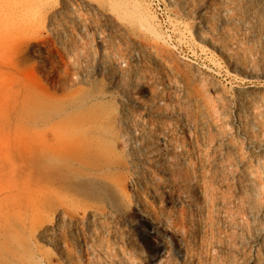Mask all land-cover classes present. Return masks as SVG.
Instances as JSON below:
<instances>
[{
	"label": "rangeland",
	"instance_id": "rangeland-1",
	"mask_svg": "<svg viewBox=\"0 0 264 264\" xmlns=\"http://www.w3.org/2000/svg\"><path fill=\"white\" fill-rule=\"evenodd\" d=\"M0 264H264V0H0Z\"/></svg>",
	"mask_w": 264,
	"mask_h": 264
},
{
	"label": "bare ground",
	"instance_id": "bare-ground-1",
	"mask_svg": "<svg viewBox=\"0 0 264 264\" xmlns=\"http://www.w3.org/2000/svg\"><path fill=\"white\" fill-rule=\"evenodd\" d=\"M46 68V67H45Z\"/></svg>",
	"mask_w": 264,
	"mask_h": 264
}]
</instances>
